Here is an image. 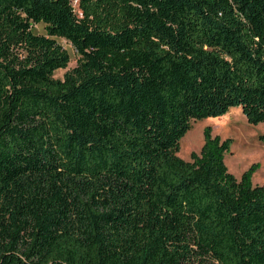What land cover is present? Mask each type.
Returning a JSON list of instances; mask_svg holds the SVG:
<instances>
[{
    "label": "trees",
    "instance_id": "1",
    "mask_svg": "<svg viewBox=\"0 0 264 264\" xmlns=\"http://www.w3.org/2000/svg\"><path fill=\"white\" fill-rule=\"evenodd\" d=\"M232 107L264 129V0H0V264H264L259 165L177 155Z\"/></svg>",
    "mask_w": 264,
    "mask_h": 264
},
{
    "label": "rangeland",
    "instance_id": "2",
    "mask_svg": "<svg viewBox=\"0 0 264 264\" xmlns=\"http://www.w3.org/2000/svg\"><path fill=\"white\" fill-rule=\"evenodd\" d=\"M74 6L77 10L76 2ZM32 31L37 35H46L42 24L33 25ZM54 39L70 56L68 67L54 73V78L63 79L65 73L76 67L79 57L69 42L61 38ZM206 127L211 128L213 137L218 136L221 140L232 139L231 152L225 154L224 157L229 172L240 179L246 170L258 164L259 169L253 174L252 183L264 186V145L259 141V136L264 131L263 124H249L239 107L230 108L225 115L219 118L192 121L190 130L180 141L178 157L190 161L192 153L199 154L204 144Z\"/></svg>",
    "mask_w": 264,
    "mask_h": 264
},
{
    "label": "bare ground",
    "instance_id": "3",
    "mask_svg": "<svg viewBox=\"0 0 264 264\" xmlns=\"http://www.w3.org/2000/svg\"><path fill=\"white\" fill-rule=\"evenodd\" d=\"M243 115V114H242Z\"/></svg>",
    "mask_w": 264,
    "mask_h": 264
}]
</instances>
